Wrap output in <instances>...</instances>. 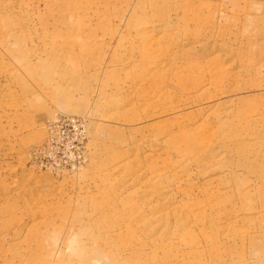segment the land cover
Wrapping results in <instances>:
<instances>
[{
  "label": "rangeland",
  "instance_id": "374dc122",
  "mask_svg": "<svg viewBox=\"0 0 264 264\" xmlns=\"http://www.w3.org/2000/svg\"><path fill=\"white\" fill-rule=\"evenodd\" d=\"M0 264H264V0H0Z\"/></svg>",
  "mask_w": 264,
  "mask_h": 264
}]
</instances>
